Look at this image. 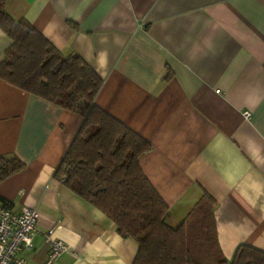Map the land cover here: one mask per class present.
Returning <instances> with one entry per match:
<instances>
[{
	"label": "crops",
	"instance_id": "0c3cea01",
	"mask_svg": "<svg viewBox=\"0 0 264 264\" xmlns=\"http://www.w3.org/2000/svg\"><path fill=\"white\" fill-rule=\"evenodd\" d=\"M62 55L103 81L95 105L151 145L139 159L175 228L203 193L217 240L264 251V0H7ZM10 39L0 29V62ZM244 113H249L246 119ZM82 118L0 80V156L25 169L0 183L15 211L38 212L25 264H132L137 243L55 178Z\"/></svg>",
	"mask_w": 264,
	"mask_h": 264
},
{
	"label": "trees",
	"instance_id": "16d2710c",
	"mask_svg": "<svg viewBox=\"0 0 264 264\" xmlns=\"http://www.w3.org/2000/svg\"><path fill=\"white\" fill-rule=\"evenodd\" d=\"M0 0V29L10 39L0 80L82 118L55 178L138 245L132 264H264V251L240 245L232 259L217 240L216 202L206 193L175 228L169 208L143 175L151 145L94 103L103 81L78 55H62ZM16 156H0V183L20 173ZM0 203L9 207L3 199Z\"/></svg>",
	"mask_w": 264,
	"mask_h": 264
},
{
	"label": "built area",
	"instance_id": "2783aa9c",
	"mask_svg": "<svg viewBox=\"0 0 264 264\" xmlns=\"http://www.w3.org/2000/svg\"><path fill=\"white\" fill-rule=\"evenodd\" d=\"M246 119L249 113H244ZM38 230V212L23 206L19 212L0 203V264H25L21 253L33 249V240ZM54 229L44 233L48 255L44 264H55L67 251L61 240L53 237Z\"/></svg>",
	"mask_w": 264,
	"mask_h": 264
}]
</instances>
